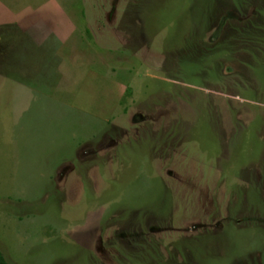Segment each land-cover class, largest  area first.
<instances>
[{"label": "rangeland", "instance_id": "rangeland-1", "mask_svg": "<svg viewBox=\"0 0 264 264\" xmlns=\"http://www.w3.org/2000/svg\"><path fill=\"white\" fill-rule=\"evenodd\" d=\"M0 250L264 264V0H0Z\"/></svg>", "mask_w": 264, "mask_h": 264}, {"label": "trees", "instance_id": "trees-1", "mask_svg": "<svg viewBox=\"0 0 264 264\" xmlns=\"http://www.w3.org/2000/svg\"><path fill=\"white\" fill-rule=\"evenodd\" d=\"M251 25H252V27L247 29V31H246L247 35H245V36L248 40H252V41H255L258 43L257 39H260V38H258L259 35L257 33V30L259 29V27L255 26L254 24H251ZM239 33H240L239 37L245 38V36L241 35V31H239ZM0 264H10L1 250H0Z\"/></svg>", "mask_w": 264, "mask_h": 264}, {"label": "crops", "instance_id": "crops-1", "mask_svg": "<svg viewBox=\"0 0 264 264\" xmlns=\"http://www.w3.org/2000/svg\"><path fill=\"white\" fill-rule=\"evenodd\" d=\"M7 26H8V25H6V27H7ZM8 27H9V26H8ZM10 37H12V36L10 35ZM32 38L35 39V35H33ZM16 40H17V39H16ZM16 42H18V41H16ZM18 43H19V42H18ZM36 43H39V42H36ZM36 43H35V44H36ZM19 44H20V43H19ZM19 44H18V46H19V48H20V47H21V44H20V45H19ZM30 44H31V45H30ZM35 44H34V45H35ZM28 45H29V48H27V50L22 46V47H23V51L28 52L29 50L33 49L32 47H33L34 45H33V43H31V41L28 42ZM28 53H29V52H28Z\"/></svg>", "mask_w": 264, "mask_h": 264}]
</instances>
